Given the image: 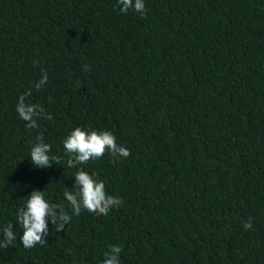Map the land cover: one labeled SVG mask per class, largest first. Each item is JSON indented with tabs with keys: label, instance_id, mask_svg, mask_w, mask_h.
Segmentation results:
<instances>
[{
	"label": "trees",
	"instance_id": "16d2710c",
	"mask_svg": "<svg viewBox=\"0 0 264 264\" xmlns=\"http://www.w3.org/2000/svg\"><path fill=\"white\" fill-rule=\"evenodd\" d=\"M144 3L0 0V229L16 232L0 264H101L112 245L120 264H264V0ZM28 90L52 116L34 129L16 111ZM77 126L130 150L78 166L122 199L107 215L63 195ZM40 134L60 165L31 163ZM35 189L72 219L56 231L49 215L47 242L25 248L16 214Z\"/></svg>",
	"mask_w": 264,
	"mask_h": 264
},
{
	"label": "clouds",
	"instance_id": "9594fccd",
	"mask_svg": "<svg viewBox=\"0 0 264 264\" xmlns=\"http://www.w3.org/2000/svg\"><path fill=\"white\" fill-rule=\"evenodd\" d=\"M119 10L127 13L130 9L139 13L143 17L146 13L144 0H117ZM87 68V66H85ZM43 71V70H42ZM47 82V74L34 84L36 90L42 89ZM31 95V90L21 94L18 98L16 111L19 117L25 121L28 129L38 128L37 120L43 118L51 120L50 113L36 103L26 102V98ZM64 151L67 154V166L76 168L72 177L75 178V191L65 190L63 195L68 201L73 215L80 214L81 210L91 213L107 215L111 208L119 207L123 201L118 197L107 194L103 181L98 180L94 174H90L80 165H85L89 160L102 158L106 152L115 157H128L130 150L116 142V137L109 131L87 130L77 126L64 138ZM51 145L44 142V137L40 134L37 142L30 148V160L34 166L50 168L53 163L60 165L59 156H51ZM115 163V159L113 160ZM24 201L17 214L16 222L23 229L20 240L25 248L35 247L37 244L43 245L47 242L49 235L48 217L51 216V223L54 230L65 229L71 222L72 216L69 215L63 204H52L45 199L44 191L35 189L31 191ZM26 206V207H25ZM244 228H252V218L244 223ZM0 248L13 246L16 240V232L13 224H9L0 229ZM122 248L112 245L109 250L104 252L101 264H120V254Z\"/></svg>",
	"mask_w": 264,
	"mask_h": 264
}]
</instances>
